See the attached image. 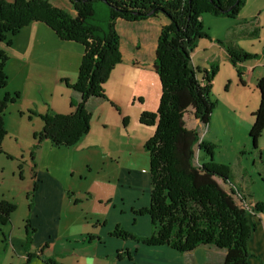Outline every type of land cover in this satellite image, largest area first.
<instances>
[{
	"label": "trees",
	"instance_id": "trees-1",
	"mask_svg": "<svg viewBox=\"0 0 264 264\" xmlns=\"http://www.w3.org/2000/svg\"><path fill=\"white\" fill-rule=\"evenodd\" d=\"M68 3L72 14L51 0H0V41L18 34L29 23L38 22L50 28L59 40L84 48L75 82L69 84L64 80L67 87L80 93L81 100L68 115L50 108L42 115L35 113L43 128L32 134L35 144L30 151L31 160H35V150L45 140L54 148H69L89 132L91 115L86 103L92 97L106 99L103 87L109 73L124 60L122 41L140 34L135 23H158L152 56L145 63L130 61L133 66L155 71L161 84L157 110L142 112L139 118L142 125L155 126L154 134L144 146L149 157V206L132 211L149 217L151 234L139 237L116 226L109 235L144 246H168L180 253L190 252L198 245H212L225 250L223 264H247L252 256L247 245L255 227L244 208L245 197L232 185L227 168L214 164L213 159L198 164L197 148L211 156V147L199 140L197 128L187 126L192 119L206 126L216 105L209 94L216 69L204 71L199 79L200 71L190 60L197 42L208 38L201 15L236 18L245 0H68ZM140 42L135 45L136 50L141 47ZM225 50L232 62L252 57L235 46H227ZM7 61V51L0 49V88L7 84L4 73ZM256 89L259 105L252 113L254 122L249 131L254 149L264 129V76L257 80ZM13 99L5 95L0 100V153L6 136L3 114ZM35 191L34 184L30 193ZM15 209L16 204L0 201V226L10 221ZM256 211L264 213L262 203L254 205L253 213ZM33 232L31 229L25 237L26 248L31 244ZM33 256L26 253L24 264H29ZM121 256L130 259L128 251H118L117 257ZM43 262L58 264L47 259Z\"/></svg>",
	"mask_w": 264,
	"mask_h": 264
},
{
	"label": "crops",
	"instance_id": "crops-1",
	"mask_svg": "<svg viewBox=\"0 0 264 264\" xmlns=\"http://www.w3.org/2000/svg\"><path fill=\"white\" fill-rule=\"evenodd\" d=\"M249 4L253 5L254 12L248 15L244 11ZM227 19V23H223L224 34L219 35V40L223 39V42L214 38L210 45L214 50L215 45H218L220 48L217 52L228 56L225 42L226 46L237 47L234 43H237V39H242L251 47H237L238 49L251 54L259 51L257 53L263 57L261 63L257 61L243 67L248 81L253 80L256 88L257 80L264 76V0H245L237 17ZM143 28L142 25L138 26L140 43L149 44L152 33L148 35L150 30ZM130 39L132 41L131 44L128 42V46H124V41L121 43L124 60L113 68V73L116 71L115 77H112V72L109 73L104 84L107 98L92 97L87 101L86 110L91 115L90 130L73 147L54 148L49 140H45L32 161L29 158V149L34 141L32 134L42 130L41 119L32 116L28 121L29 126H21L22 135L10 131L5 124L8 138H3L0 157L5 154L7 159L14 158L12 161L22 171L19 177L23 180L28 176L29 185L16 191L25 197V210L17 216L21 206L18 198L3 184L5 165L8 168L10 165L0 158V201L16 204L10 221L0 229L5 237L7 235L6 251L11 248L8 260L6 257L0 261L1 264H24L28 252L34 255L29 264H46L43 259L58 264H103L104 258H109L116 264L124 261L130 264H223L225 250L212 245H198L190 252L180 253L168 246H144L133 240L109 235L116 226L139 237L151 234V223L147 232L140 233L137 230L140 222L149 217L132 212L147 208L149 203L141 207L131 206L127 217L125 197L133 189L129 186V181L145 173L149 177L150 189L147 166L149 157L144 146L155 132V126L142 125L139 118L142 112L156 111L161 97V84L155 71L130 64L133 59L140 63L147 62L155 44L147 49L141 44L136 50L137 38ZM59 41L62 55L58 73L54 76L53 89L44 96L42 105L32 104V98L27 106H34L39 115L49 108L58 114H71L81 100L80 93L67 87L64 80L69 84L75 82L84 48L81 44ZM67 42L76 45L69 51L78 54H68L63 50L67 48ZM257 44L259 46L254 48ZM76 48L79 49L76 51ZM198 53L199 50H194L191 59H195L194 56ZM243 80L241 82L245 84ZM114 90H117V99H114ZM41 152L49 155L44 165L39 162ZM19 160L24 164H20ZM67 169L68 173L72 172L70 176H65ZM34 184L36 191L31 194ZM251 215L250 221L255 229L247 245L252 253L247 264H264V225L259 214ZM106 216L111 217V221L106 220ZM27 220L29 228L26 230ZM31 229L34 230L30 237L31 244L26 248L25 237ZM21 233L22 241L16 247L14 238ZM118 251H128L130 259L117 257Z\"/></svg>",
	"mask_w": 264,
	"mask_h": 264
},
{
	"label": "rangeland",
	"instance_id": "rangeland-1",
	"mask_svg": "<svg viewBox=\"0 0 264 264\" xmlns=\"http://www.w3.org/2000/svg\"><path fill=\"white\" fill-rule=\"evenodd\" d=\"M7 1L12 2L13 0ZM51 1L56 6L64 8L71 14L73 13L68 0ZM246 8L244 13L248 12L249 15L254 12L253 5L249 4ZM201 17L204 27L203 31L208 38H202L197 42L194 50H199V53L194 56L195 59L192 57L190 60L192 61L191 65L200 71L197 74L199 79L204 74V71L209 72L211 69H216L214 75H212V82L209 90L210 98L216 105L214 106L210 115V120L206 126L198 124L194 119L188 120L187 126L188 128H197L199 140L203 142V144L210 145L211 147V156L206 155L203 149L199 150L197 148L196 157L198 164L201 165V163L203 164L205 161L208 160L209 162L213 159L214 164L227 168V174L229 175L232 185L240 190L245 197L244 205L247 208H244L247 209L248 215L252 216L251 214H254L253 207L256 203H262V206H264V129L261 136L257 139V149H254L249 140V131L252 122H254L252 113L258 107L259 95L253 84V80L250 82L248 81V75H245L243 67L250 63L252 65L257 61L261 63L263 57H261L260 53H257L259 51H253L255 52L252 53L254 54L252 55L253 58H240L237 62L230 61L227 55L223 56L221 52H217V49L220 48L218 45H215V50L210 45L214 38L218 39V42L223 40H219V35L223 36L225 29L223 23H227L229 19H227V17L212 16L207 13H202ZM142 23L143 24L135 23L134 25L145 26L150 30L148 35L152 33V36H149V44L145 42L141 43L143 45L142 47L147 49L154 44L155 38L158 36L159 24L154 22ZM136 37H139V35L136 34L135 37L133 36V39L135 40ZM129 39L130 37H127L126 40H124V46H128V42L132 41ZM138 40H141V38ZM59 42L60 41L50 28L38 22L29 23L22 28L18 34L14 36L8 35L5 40L0 41V49L7 51L8 56V61L4 68L7 84L4 88H0V100L3 99L5 95L14 98L13 102L8 104L3 114V121L5 120L4 127L6 124L10 131L22 135L21 126H29L28 121L31 120L32 116H36L37 114L34 106L33 108H27L29 100L34 98L32 104L36 106L42 105L44 96H47L50 90L53 89L54 76L58 73L60 55H62L60 52L62 45ZM218 42H216V44H218ZM234 44H236L237 47H251L250 45H246L242 39H237V43ZM226 45L227 43L225 42V48H227ZM66 46L67 48L63 50L67 51L68 54H78V52L69 51L73 49V47H76V45L74 46L67 42ZM129 46L132 47V45ZM257 46H259V44L255 45L254 48ZM77 49L79 48H76V51ZM193 63L195 65H193ZM114 69L110 71V73L112 72V77H115L116 71L113 73ZM242 79H244L243 81L245 84H241ZM103 89L106 96L105 88ZM116 91L117 90H114V99H117L115 96V94H117ZM6 137L8 138L7 133ZM34 144L35 140L33 141V145ZM32 146L29 149V158H31L30 151L32 150ZM40 146L35 150V156ZM4 156L0 158L4 163L7 162L10 166L8 168V166L5 165L3 184L6 188L12 190V194L15 193L18 198L21 205L17 212V216H19L23 214L25 210V205H23L25 197L24 194L19 195L16 191H21L28 186L29 179L28 176H25V179L21 180L19 176L22 174V171L18 168L17 164L15 165L14 161H12L14 158L12 157L13 159L10 160L6 158L5 154ZM40 156V165L46 164L49 157L48 153L41 152ZM204 156H207V159L203 160L202 157ZM20 164H24V162L20 161ZM71 173L72 172L68 173L67 169L65 171V176H70ZM148 180L149 177L147 173H145L140 175L137 179H131V181H129L128 184L130 187H133V189L130 190L125 197L127 208L125 211L127 217L128 210L131 206L141 207L149 203L150 189ZM234 201L238 204V200L236 201L234 198ZM256 214L261 216V221L264 225V213L256 211L255 215ZM126 218L123 220L125 221ZM106 220L111 221V217L106 216ZM149 226V219L146 218L140 222L137 230L140 233H145L148 231ZM1 227L2 226H0V229ZM16 236L17 233L15 234V237ZM6 237L0 231V261H3L6 257L8 260V252L11 251V248L8 252L5 249ZM22 237L23 233L17 238H14L16 247L19 246ZM107 251L108 250H106V252ZM109 262L116 264L113 260L104 258L103 264ZM122 264L130 263L124 261Z\"/></svg>",
	"mask_w": 264,
	"mask_h": 264
},
{
	"label": "built area",
	"instance_id": "built-area-1",
	"mask_svg": "<svg viewBox=\"0 0 264 264\" xmlns=\"http://www.w3.org/2000/svg\"><path fill=\"white\" fill-rule=\"evenodd\" d=\"M245 206V205H244ZM246 207V206H245ZM247 208V207H246Z\"/></svg>",
	"mask_w": 264,
	"mask_h": 264
}]
</instances>
